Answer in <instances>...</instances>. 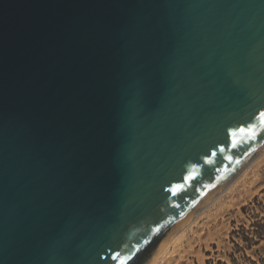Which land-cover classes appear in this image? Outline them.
<instances>
[{"label": "water", "instance_id": "95a60500", "mask_svg": "<svg viewBox=\"0 0 264 264\" xmlns=\"http://www.w3.org/2000/svg\"><path fill=\"white\" fill-rule=\"evenodd\" d=\"M262 115L264 0H0V264H149Z\"/></svg>", "mask_w": 264, "mask_h": 264}, {"label": "rangeland", "instance_id": "374dc122", "mask_svg": "<svg viewBox=\"0 0 264 264\" xmlns=\"http://www.w3.org/2000/svg\"><path fill=\"white\" fill-rule=\"evenodd\" d=\"M245 166L185 224L174 246L154 264H208L209 259L211 264H217L218 259L229 262L228 255L234 246L230 232L251 224L241 207L255 195L262 197L264 152ZM247 254L254 259L264 257V240L248 249Z\"/></svg>", "mask_w": 264, "mask_h": 264}, {"label": "trees", "instance_id": "16d2710c", "mask_svg": "<svg viewBox=\"0 0 264 264\" xmlns=\"http://www.w3.org/2000/svg\"><path fill=\"white\" fill-rule=\"evenodd\" d=\"M261 193L262 197L255 195L241 207L251 219V224L247 228L241 225L238 230L233 229L230 232V240L234 246L228 255L229 262L218 259L217 264H264V257L254 259L247 254L248 249L264 240V189ZM207 263L211 264V259Z\"/></svg>", "mask_w": 264, "mask_h": 264}, {"label": "bare ground", "instance_id": "6f19581e", "mask_svg": "<svg viewBox=\"0 0 264 264\" xmlns=\"http://www.w3.org/2000/svg\"><path fill=\"white\" fill-rule=\"evenodd\" d=\"M264 152V145L250 158V160L249 161H247V163H245V165H248V164H250V162H252V161H254L258 156H260L262 153ZM244 165V166H245ZM243 166V167H244ZM242 167V168H243ZM242 168H241V171H242ZM247 168V166H245V169ZM240 171V170H239ZM238 173V172H237ZM237 173L219 190V191H217V193H219L221 190H223L224 188H226V185L228 184V183H230L232 180H234L235 179V176L237 175ZM222 192V191H221ZM216 193V194H217ZM215 194V195H216ZM214 195V196H215ZM214 196H212L203 206H202V208L205 206V205H207V203L214 197ZM201 208V209H202ZM199 211V210H198ZM197 211V212H198ZM196 212V213H197ZM195 213V214H196ZM194 214V215H195ZM193 215V216H194ZM193 218V217H192ZM191 218V219H192ZM190 219V220H191ZM188 222V221H187ZM186 222V223H187ZM185 223V224H186ZM185 224H183L181 227H180V229H178L173 235H171L168 239H167V241H165L164 242V244L159 248V250L157 251V253L153 256V258L151 259V261L149 262V264H154V263H156L159 259H161V258H163V256L169 251V248H172L173 246H174V243L178 240V237L181 235V233H182V231L184 230V227L186 226Z\"/></svg>", "mask_w": 264, "mask_h": 264}, {"label": "snow or ice", "instance_id": "6c2138e0", "mask_svg": "<svg viewBox=\"0 0 264 264\" xmlns=\"http://www.w3.org/2000/svg\"><path fill=\"white\" fill-rule=\"evenodd\" d=\"M262 119H264V115H262Z\"/></svg>", "mask_w": 264, "mask_h": 264}]
</instances>
